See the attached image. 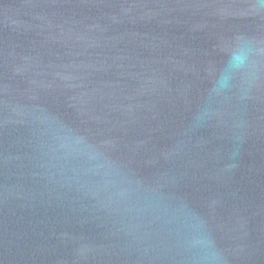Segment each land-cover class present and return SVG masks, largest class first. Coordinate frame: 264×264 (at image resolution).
Here are the masks:
<instances>
[{
    "label": "water",
    "instance_id": "water-1",
    "mask_svg": "<svg viewBox=\"0 0 264 264\" xmlns=\"http://www.w3.org/2000/svg\"><path fill=\"white\" fill-rule=\"evenodd\" d=\"M0 264H264V0H0Z\"/></svg>",
    "mask_w": 264,
    "mask_h": 264
}]
</instances>
